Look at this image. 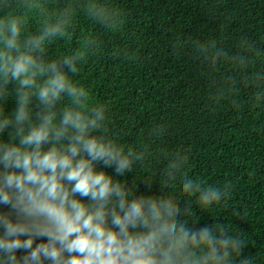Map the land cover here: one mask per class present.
Instances as JSON below:
<instances>
[{
	"label": "clouds",
	"instance_id": "clouds-1",
	"mask_svg": "<svg viewBox=\"0 0 264 264\" xmlns=\"http://www.w3.org/2000/svg\"><path fill=\"white\" fill-rule=\"evenodd\" d=\"M78 7L106 30L122 25L118 11L101 0ZM75 16L72 3L50 12L44 0H0V205L11 209L0 212V264H233L234 257L253 264L243 255L241 233L221 222L197 226L192 198L208 211L230 197V185L183 174L182 153L168 158L160 185L168 190L179 178L188 197L183 207L167 191L137 195L117 178L147 153L114 140L107 106L94 104L73 79L98 41L86 36L69 54L47 55L49 44L69 35ZM32 17L40 24L29 31ZM37 238L46 241L36 244ZM21 249L26 254L18 257Z\"/></svg>",
	"mask_w": 264,
	"mask_h": 264
},
{
	"label": "trees",
	"instance_id": "trees-1",
	"mask_svg": "<svg viewBox=\"0 0 264 264\" xmlns=\"http://www.w3.org/2000/svg\"><path fill=\"white\" fill-rule=\"evenodd\" d=\"M44 2L50 12L76 6L69 35L48 45L49 59L77 50L86 36L96 39L99 47L73 79L107 106L109 135L147 153L117 178L137 195L167 191L183 207L179 178L168 190L160 185L168 158L182 153L183 174L230 185V197L208 211L192 198L197 226L224 223L247 241L243 255L264 264V98H256L264 91V0H101L120 14L117 31L87 17L78 7L85 0ZM39 24L32 17L26 27ZM6 107L11 113L15 101ZM0 212L11 209L0 205Z\"/></svg>",
	"mask_w": 264,
	"mask_h": 264
}]
</instances>
